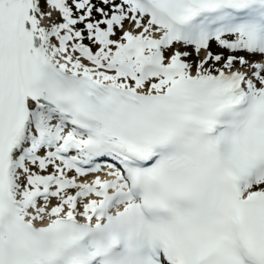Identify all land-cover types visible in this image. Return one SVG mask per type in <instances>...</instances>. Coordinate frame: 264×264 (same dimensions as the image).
<instances>
[{"label": "snow or ice", "instance_id": "snow-or-ice-1", "mask_svg": "<svg viewBox=\"0 0 264 264\" xmlns=\"http://www.w3.org/2000/svg\"><path fill=\"white\" fill-rule=\"evenodd\" d=\"M0 264H264V0H0Z\"/></svg>", "mask_w": 264, "mask_h": 264}]
</instances>
